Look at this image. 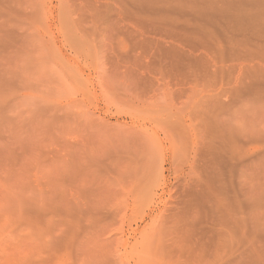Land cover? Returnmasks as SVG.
I'll return each instance as SVG.
<instances>
[{
  "label": "rangeland",
  "instance_id": "374dc122",
  "mask_svg": "<svg viewBox=\"0 0 264 264\" xmlns=\"http://www.w3.org/2000/svg\"><path fill=\"white\" fill-rule=\"evenodd\" d=\"M0 264H264V0H0Z\"/></svg>",
  "mask_w": 264,
  "mask_h": 264
}]
</instances>
